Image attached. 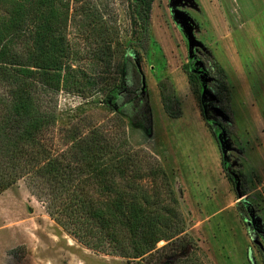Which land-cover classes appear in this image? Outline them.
Returning <instances> with one entry per match:
<instances>
[{
    "label": "rangeland",
    "instance_id": "rangeland-1",
    "mask_svg": "<svg viewBox=\"0 0 264 264\" xmlns=\"http://www.w3.org/2000/svg\"><path fill=\"white\" fill-rule=\"evenodd\" d=\"M70 6L68 63L81 86L45 94L52 118L46 140L56 147L93 129L110 146L121 139L124 149L145 156L143 166L160 164L179 199L185 230L179 240L188 243L162 240L158 251L131 259L92 249L52 216L39 181L23 177L0 192V264H264V0H154L147 49L130 47L141 56L150 106L145 125L119 124L110 96L125 50L141 34L132 1ZM210 52L225 69L229 94L213 105L207 92L209 126L184 65L201 72ZM164 77L175 83L179 118L164 110L158 88ZM231 172L241 175L243 197ZM244 198L246 221L238 207Z\"/></svg>",
    "mask_w": 264,
    "mask_h": 264
},
{
    "label": "trees",
    "instance_id": "trees-1",
    "mask_svg": "<svg viewBox=\"0 0 264 264\" xmlns=\"http://www.w3.org/2000/svg\"><path fill=\"white\" fill-rule=\"evenodd\" d=\"M84 1L0 0V192L23 177L39 181L42 193L50 195V213L57 222L98 251L131 259L158 251L162 240H176L185 247L187 240H179L185 232L179 199L160 164L143 166L140 162L145 156L124 149L121 139L116 147L110 146L93 129L56 147L46 140L52 118L46 114L45 94L81 86L78 72L68 63L64 28L70 3L79 6ZM131 1L133 22L141 34H135L136 41H130L125 50L120 80L110 96L119 112V124L145 125L150 106L142 90L141 56L130 47L139 44L147 49L154 0ZM208 54L212 60L208 67L202 62L203 71L189 63L184 68L210 126L205 96L209 91L215 97L213 105L222 103L229 88L224 67ZM102 55L107 56V51ZM158 88L168 116L181 117L174 81L164 77ZM228 176L237 194L244 196L241 175L233 172ZM246 204L245 198L238 204L244 221L248 219Z\"/></svg>",
    "mask_w": 264,
    "mask_h": 264
},
{
    "label": "water",
    "instance_id": "water-1",
    "mask_svg": "<svg viewBox=\"0 0 264 264\" xmlns=\"http://www.w3.org/2000/svg\"><path fill=\"white\" fill-rule=\"evenodd\" d=\"M191 30V29H190ZM189 41H190V45L192 44L193 42V36H192V32L190 31L189 32ZM144 88H145V77L143 76V84H142V90L144 91ZM221 146H222V143L220 142ZM226 152H224V155H225ZM239 197H243V195L241 193H239Z\"/></svg>",
    "mask_w": 264,
    "mask_h": 264
},
{
    "label": "flooded vegetation",
    "instance_id": "flooded-vegetation-1",
    "mask_svg": "<svg viewBox=\"0 0 264 264\" xmlns=\"http://www.w3.org/2000/svg\"><path fill=\"white\" fill-rule=\"evenodd\" d=\"M204 102V104H205V100L203 101ZM213 103V102H212ZM206 106V105H205ZM232 173V172H231Z\"/></svg>",
    "mask_w": 264,
    "mask_h": 264
}]
</instances>
